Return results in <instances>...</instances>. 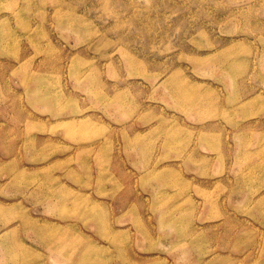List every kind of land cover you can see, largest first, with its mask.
<instances>
[{"label": "rangeland", "instance_id": "rangeland-1", "mask_svg": "<svg viewBox=\"0 0 264 264\" xmlns=\"http://www.w3.org/2000/svg\"><path fill=\"white\" fill-rule=\"evenodd\" d=\"M0 264H264V0H0Z\"/></svg>", "mask_w": 264, "mask_h": 264}, {"label": "bare ground", "instance_id": "bare-ground-1", "mask_svg": "<svg viewBox=\"0 0 264 264\" xmlns=\"http://www.w3.org/2000/svg\"><path fill=\"white\" fill-rule=\"evenodd\" d=\"M15 178L18 179L17 176ZM50 242H51L53 248H60V247H64V246H67L69 248L73 247V243L71 240L66 239V238L65 239L64 238H56L55 235L51 237Z\"/></svg>", "mask_w": 264, "mask_h": 264}]
</instances>
